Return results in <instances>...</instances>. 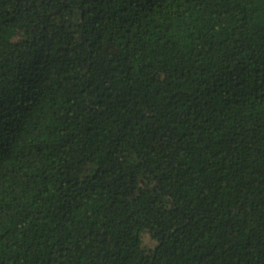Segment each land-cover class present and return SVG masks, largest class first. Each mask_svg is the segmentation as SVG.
Instances as JSON below:
<instances>
[{"label":"trees","instance_id":"16d2710c","mask_svg":"<svg viewBox=\"0 0 264 264\" xmlns=\"http://www.w3.org/2000/svg\"><path fill=\"white\" fill-rule=\"evenodd\" d=\"M0 264H264V3L0 0Z\"/></svg>","mask_w":264,"mask_h":264},{"label":"snow or ice","instance_id":"6c2138e0","mask_svg":"<svg viewBox=\"0 0 264 264\" xmlns=\"http://www.w3.org/2000/svg\"><path fill=\"white\" fill-rule=\"evenodd\" d=\"M261 3H264V0H260ZM0 151H2V148H0Z\"/></svg>","mask_w":264,"mask_h":264}]
</instances>
